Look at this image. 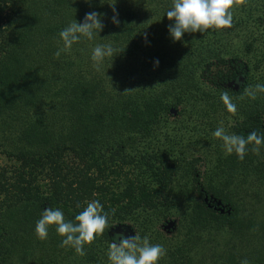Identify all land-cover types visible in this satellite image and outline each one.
<instances>
[{
  "label": "trees",
  "instance_id": "16d2710c",
  "mask_svg": "<svg viewBox=\"0 0 264 264\" xmlns=\"http://www.w3.org/2000/svg\"><path fill=\"white\" fill-rule=\"evenodd\" d=\"M171 6L172 0H0V264H109L112 230L126 228L130 237V217L171 218L160 204L181 166L178 239L159 264H264V145L259 155L249 145L243 161L216 151L201 176L193 169L198 158L184 164L168 152L135 151L172 112L179 116L202 100L230 117L232 134L264 137V93L245 96L264 84V74L251 79L225 41L242 19L236 13L248 6L235 9L231 28L186 33L176 42L168 32ZM93 11L104 25L99 35L57 57L59 33ZM97 45L114 49L99 71L91 59ZM238 78L234 89L229 83ZM225 91L235 115L219 99ZM93 200L109 214V227L84 256L61 247L55 227L46 240L37 238L44 209L58 208L74 222Z\"/></svg>",
  "mask_w": 264,
  "mask_h": 264
},
{
  "label": "clouds",
  "instance_id": "9594fccd",
  "mask_svg": "<svg viewBox=\"0 0 264 264\" xmlns=\"http://www.w3.org/2000/svg\"><path fill=\"white\" fill-rule=\"evenodd\" d=\"M248 4L249 0H172L171 9L166 13L167 19L173 22L168 27L169 35L173 42H176L186 33L204 34L209 30L229 29L233 26L235 9L247 7ZM111 22L119 24L116 15H113ZM103 27L101 14L94 11L86 13L82 23L73 20L59 33L63 47L55 55L58 57L61 52H70L72 46L80 42L81 38L89 41L95 39ZM113 53L111 45L95 46L91 56L94 68L99 71L104 59L113 57ZM257 93H264V84H256L254 89H245V96L252 100L257 98ZM220 99L228 113H237L236 104L228 92H223ZM213 136L222 141L226 155L235 153L241 161L247 155L249 145H252L251 151L256 155H259L260 147L264 145V137L256 131L250 132L245 138L228 134L225 128L220 126ZM51 227H55L57 234L62 238L61 247H71L77 255L84 256L85 246H91L109 227V214L103 211V206L98 200L87 202L86 207L75 216L74 222L66 221L60 209L46 208L35 225L37 238L46 240ZM165 254L166 250L162 245L150 244L147 236L141 239L138 234L128 237L123 233H116L108 246L110 264H159ZM241 264H249V261L245 259Z\"/></svg>",
  "mask_w": 264,
  "mask_h": 264
},
{
  "label": "rangeland",
  "instance_id": "374dc122",
  "mask_svg": "<svg viewBox=\"0 0 264 264\" xmlns=\"http://www.w3.org/2000/svg\"><path fill=\"white\" fill-rule=\"evenodd\" d=\"M247 9L248 13H245L243 8L236 13L242 19L225 35V41L237 55V62L247 64L248 76L255 79L264 74V15L260 17L264 9V0L253 2ZM247 44H250V49L246 48ZM238 83V80H234L229 85L233 84V88L236 89ZM206 101L193 102V105L186 106L179 116L172 112L171 118L162 123L143 144L136 146L135 151L168 152L170 156L180 158L184 164L198 158V161L193 163V169L200 176L204 174L211 167L215 152L225 151L222 141L215 138L213 133L218 127L223 126L228 134H232L230 128L233 122L229 116L223 115L222 109ZM4 162V159L0 160V164ZM178 171L180 176L182 166ZM178 176L169 186L171 189L167 198L160 204V210L170 211L167 214L171 217L170 228H166L169 219H163V214L150 213L147 214V219L139 214L130 217L126 222V226L131 230V236L138 234L141 239L147 236L150 244H160L164 248L174 239H178L179 231L173 225L174 219L181 211L180 206H185L181 199L184 191L183 179ZM106 258L108 260V256Z\"/></svg>",
  "mask_w": 264,
  "mask_h": 264
},
{
  "label": "flooded vegetation",
  "instance_id": "af4514ba",
  "mask_svg": "<svg viewBox=\"0 0 264 264\" xmlns=\"http://www.w3.org/2000/svg\"><path fill=\"white\" fill-rule=\"evenodd\" d=\"M127 229L126 228H116L112 230V237L116 233H123L126 236Z\"/></svg>",
  "mask_w": 264,
  "mask_h": 264
},
{
  "label": "water",
  "instance_id": "95a60500",
  "mask_svg": "<svg viewBox=\"0 0 264 264\" xmlns=\"http://www.w3.org/2000/svg\"><path fill=\"white\" fill-rule=\"evenodd\" d=\"M239 82L242 81V78H238ZM172 225V222L171 221H168L167 224H166V228H170V226Z\"/></svg>",
  "mask_w": 264,
  "mask_h": 264
}]
</instances>
